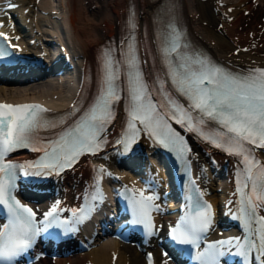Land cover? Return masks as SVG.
<instances>
[{
  "label": "snow or ice",
  "instance_id": "obj_1",
  "mask_svg": "<svg viewBox=\"0 0 264 264\" xmlns=\"http://www.w3.org/2000/svg\"><path fill=\"white\" fill-rule=\"evenodd\" d=\"M0 33V36H3ZM176 54L179 60L169 64L172 85L189 102L187 107L167 94L166 104L152 102L148 85L144 82L142 70L133 46L129 45L124 67L130 97L127 107L128 121L124 138L118 143L130 151L143 130L156 142L183 160L191 149L184 138L175 131L169 120L195 132L216 148L242 158L244 170L238 179L237 192L240 220L245 232L240 238L220 240L207 245L198 252L200 264H221V258L236 255L244 258V264H264V164L255 159L248 145L264 149V69L256 68L247 74L233 75L203 59L185 58L178 38L164 48L166 57ZM0 50V56L7 55ZM119 62H114L110 53L104 58L103 87L96 102L71 125L62 127L45 116L47 109L36 103H0V206L7 210L8 221L0 226V264H12L33 247L35 238L48 227L61 226L56 209L47 213L44 228L37 227L35 212L23 205L13 194L17 187V169L23 167L24 175L43 177L53 172L59 175L72 167L87 153L95 155L105 142L101 133L112 116V104L120 99L116 81L120 79ZM158 109H162L158 110ZM197 113L194 115L193 113ZM137 121L142 126L137 127ZM219 125L220 130H213ZM61 128L54 139H43L42 131ZM205 129H208L206 131ZM31 148L43 152L36 163L24 165L5 158L17 149ZM35 169V171H32ZM103 171V169H101ZM247 190V191H246ZM133 216L132 223L143 225L151 235L154 233L152 212L160 211L154 203L156 195H145L144 191L127 188ZM101 197L100 189L97 196ZM189 211L172 237L180 244L199 246L203 233L212 225L213 212L210 204H201L199 198L188 196ZM91 207L72 210L75 218L72 224L82 223L88 218ZM68 230H75L74 228ZM236 251H230L231 246ZM153 264L152 257H148Z\"/></svg>",
  "mask_w": 264,
  "mask_h": 264
},
{
  "label": "bare ground",
  "instance_id": "obj_2",
  "mask_svg": "<svg viewBox=\"0 0 264 264\" xmlns=\"http://www.w3.org/2000/svg\"><path fill=\"white\" fill-rule=\"evenodd\" d=\"M130 2V0H53L48 7L43 5V9L39 10L42 13L31 16V21L34 22L36 30L33 27L31 28L32 35H30V38L39 35L41 39L43 37L46 40H53L56 44L57 53L59 47H64L63 51L70 57L69 62L64 61L63 63L59 60L56 62L55 67H60L69 74H65L69 77L64 84L65 90L68 92L63 97H54V93H50L54 83L50 82L48 77H41V80L37 81L39 83L32 82L29 88L40 90L41 95L38 97L46 102L51 101L53 104L61 105L66 103L67 106L73 102L81 88L87 63L93 57L95 48L101 40L106 39L110 32L119 31L124 23V17L129 9ZM169 5V0H144L137 9L140 15V24L144 20H157V16H162ZM182 5L191 34H194L195 38L217 60L233 69L245 72L256 68H264V22L260 28L253 30L252 35L246 36L243 30L238 31L236 29L238 22L241 20V12L254 10L255 5H257L255 2L237 0L229 3V0H226L225 9L224 5H219V2H213V0H183ZM230 5H232L233 11L227 13L226 7ZM262 13L264 15V11ZM28 16L25 14L24 20ZM219 23H222L221 28L217 26ZM39 31H42V33L38 34ZM244 46L247 50L254 49V52L244 51ZM235 49H238L237 53H235ZM69 63L71 66H69ZM17 82L8 84V86L1 85L0 98L14 100L18 99L16 98L18 94L19 98L22 99L38 98L35 95H22L25 92L24 90H28V82L22 85L15 84ZM38 90H35V92H38ZM120 123L119 117L111 125L110 131L112 134L116 133ZM191 142L190 156L197 168L207 166L208 163H212L213 159L219 165H222L224 172H226L224 183L215 187V189L220 187V192L211 196L221 216L223 201L227 198L229 189H232V171L235 168V160L218 152L217 149L209 147L202 141L192 139ZM141 144L148 145L143 140ZM150 149L147 146V150ZM259 154L264 163V152L260 151ZM125 173H127L125 180L135 179L133 173L128 171H125ZM89 175L78 169L72 170L67 173L62 182H57L56 188L45 197V201L52 198L53 193L66 195L69 199L70 193H78L79 188L77 187H80ZM81 240H85L86 243L89 242L91 245L89 249L79 252L74 251V253L65 257H55L54 259L45 257L36 264H145L144 255L139 251L138 253L132 251V247L128 244L125 245L114 240L101 242L98 237L92 239L88 237Z\"/></svg>",
  "mask_w": 264,
  "mask_h": 264
},
{
  "label": "rangeland",
  "instance_id": "obj_3",
  "mask_svg": "<svg viewBox=\"0 0 264 264\" xmlns=\"http://www.w3.org/2000/svg\"><path fill=\"white\" fill-rule=\"evenodd\" d=\"M14 1H17V0H13V2ZM30 1H33V0H21V2L23 3H25V4H28V3H30ZM36 1H39L40 3H42L43 5H45V6H48V5H50L51 4V2H53V0H36ZM215 1H219V0H213V2H215ZM224 1V0H223ZM226 1V0H225ZM234 1H237V0H229V3H232V2H234ZM263 2H264V0H263ZM219 3H220V1H219ZM226 4V3H225ZM231 8H232V5H230V6H227L226 7V10H228V12L230 13L232 10H231ZM22 9V8H21ZM224 9H225V5H224ZM262 11H264V4H259L258 6H256L255 5V7H254V10H251L250 12H247V10H244V12L242 11L241 12V20L238 22V25L236 26V29H238V31H244L243 33L247 36V35H250L251 33H253V30H255V29H257V28H260V26H261V24L264 22V15H263V13H262ZM219 25V24H218ZM217 25V26H218ZM251 52H254V49H249ZM248 50V51H249ZM65 74H67V73H65ZM65 74H63V75H61V77H55V76H51V81H52V83H54L53 84V86L51 87V89H50V93L51 94H53V96L55 95V97H56V95H57V97L59 96V97H63V95L65 96L66 94H67V92L68 91H66L65 90V86H64V84L66 83V79L69 77H67ZM67 75H69V74H67ZM70 82V81H69ZM30 87V85H27V88H28V90H24L25 92L22 94V95H30V96H33V95H35V96H40L41 94V91L40 90H38L37 88H33V89H31V88H29ZM26 88V89H27ZM35 90H38V92L36 91L35 92ZM40 92V93H39ZM12 97V96H11ZM19 94L18 95H16V98H18L19 99ZM102 241H106V240H102ZM101 241V242H102ZM84 242H85V240H84ZM85 244H86V242H85ZM78 247L75 245L74 247H73V250H76ZM132 251H134V252H137L138 253V251L137 250H135V248L132 246Z\"/></svg>",
  "mask_w": 264,
  "mask_h": 264
}]
</instances>
